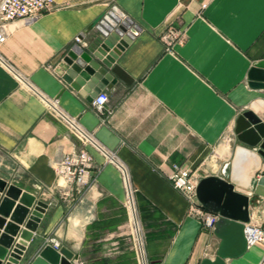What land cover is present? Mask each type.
<instances>
[{
    "label": "crops",
    "instance_id": "crops-1",
    "mask_svg": "<svg viewBox=\"0 0 264 264\" xmlns=\"http://www.w3.org/2000/svg\"><path fill=\"white\" fill-rule=\"evenodd\" d=\"M55 2L37 19L9 23L0 46V180L45 204L42 230L34 232L20 264L53 239L79 264H138L129 197L149 264L215 260L222 242L217 224L204 228L189 214L187 198L169 175L178 167L199 181L221 176L227 163L233 171L239 147L252 149L239 141L236 123L264 100V88L251 79L255 64L264 61V0ZM113 5L138 33L98 85L79 86L80 76L66 82L68 54L92 50L100 33L95 24ZM101 92L110 97L104 114L93 105ZM45 99H57L61 111L114 150L124 168L89 145L94 180L82 194L67 193L56 162L81 143ZM245 172L248 183L233 173L228 180L249 188L264 174V159L252 157ZM258 199L257 219L264 221V196ZM225 264H264V245L247 247Z\"/></svg>",
    "mask_w": 264,
    "mask_h": 264
},
{
    "label": "water",
    "instance_id": "water-1",
    "mask_svg": "<svg viewBox=\"0 0 264 264\" xmlns=\"http://www.w3.org/2000/svg\"><path fill=\"white\" fill-rule=\"evenodd\" d=\"M93 26H89L87 31ZM133 36L131 33L121 35L118 31H100L92 41V50L75 48L68 54L66 62L69 68L64 80L72 83L73 79L80 76L76 79L79 86L87 85L88 81H91L88 89L98 85ZM251 79L254 86L264 88V61L255 64ZM99 88H95L89 100L100 91ZM236 134L239 141L252 148L250 151L254 155L264 159V100L255 102L249 110L239 115ZM232 173L231 163H227L221 176L202 178L197 187L202 205L220 215L216 233L222 237L218 257L215 260L206 259L203 264H225L226 258L240 256L248 247L245 222L250 219V211L256 205V199L259 195L264 196V174L249 188H240L228 180ZM17 200L19 204H16ZM44 207V203L36 202L34 195L15 185L6 188V184L0 180V264H20L27 246L35 236L34 232L40 233L42 230L39 225ZM10 215L8 221L6 217ZM24 223L25 228L21 230L20 225ZM73 258L74 254L66 248L56 249L47 244L27 261L28 264H75Z\"/></svg>",
    "mask_w": 264,
    "mask_h": 264
},
{
    "label": "built area",
    "instance_id": "built-area-1",
    "mask_svg": "<svg viewBox=\"0 0 264 264\" xmlns=\"http://www.w3.org/2000/svg\"><path fill=\"white\" fill-rule=\"evenodd\" d=\"M56 7L55 0H0V46L7 38V26L9 23L15 20L37 19ZM95 25L103 33L118 31L121 35L129 33L136 35L139 31L138 26L133 23V20L117 5L111 6ZM133 30L136 31L133 32ZM168 33L173 36L177 35L175 29H170ZM45 100L51 110L66 121L70 130L81 143L79 148L66 154L61 160L56 162V172L64 180L67 193L76 190L77 193L82 194L94 180V175L91 173L94 158L87 149L89 145L103 155L106 162H111L122 169L124 168L114 150L103 145L96 138L95 134L84 128L76 118L70 117L61 111L58 107L57 99ZM109 101V94L101 92L94 99L93 105L95 110L99 114L110 111L108 108ZM169 178L174 187L180 190L187 198L189 202V214L197 217L204 228L213 230L220 215L206 209L200 202L197 195L199 179L194 177L189 170L178 167L169 175ZM259 203L260 200L258 199L256 205L251 208L249 221L245 222V235L248 247L258 244L264 245V221H259L256 214ZM127 208L129 211V226L133 236L132 246L136 252L138 264H149L143 230L132 197H129ZM51 241H53V247L56 249L60 248L58 240L53 239ZM75 264L79 263L75 262Z\"/></svg>",
    "mask_w": 264,
    "mask_h": 264
},
{
    "label": "bare ground",
    "instance_id": "bare-ground-1",
    "mask_svg": "<svg viewBox=\"0 0 264 264\" xmlns=\"http://www.w3.org/2000/svg\"><path fill=\"white\" fill-rule=\"evenodd\" d=\"M252 157H255L257 159L258 155H254L250 150L244 147H239L236 158L233 162L234 176L244 183L245 182L248 183V181H250L247 178V173L245 172V169H246V164L251 161Z\"/></svg>",
    "mask_w": 264,
    "mask_h": 264
}]
</instances>
